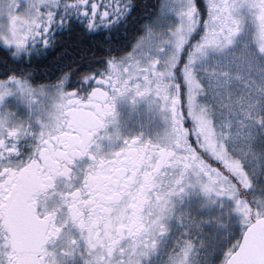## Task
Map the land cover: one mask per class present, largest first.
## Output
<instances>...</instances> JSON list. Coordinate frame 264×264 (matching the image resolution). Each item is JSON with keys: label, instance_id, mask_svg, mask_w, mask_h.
Returning <instances> with one entry per match:
<instances>
[{"label": "snow or ice", "instance_id": "obj_1", "mask_svg": "<svg viewBox=\"0 0 264 264\" xmlns=\"http://www.w3.org/2000/svg\"><path fill=\"white\" fill-rule=\"evenodd\" d=\"M0 264H264V0H0Z\"/></svg>", "mask_w": 264, "mask_h": 264}, {"label": "rangeland", "instance_id": "obj_2", "mask_svg": "<svg viewBox=\"0 0 264 264\" xmlns=\"http://www.w3.org/2000/svg\"><path fill=\"white\" fill-rule=\"evenodd\" d=\"M146 103H141L135 112L129 104L121 101L118 105V110L121 113V126L125 135L135 134L143 131L148 137L163 136L167 125L162 120V116L158 111L147 112Z\"/></svg>", "mask_w": 264, "mask_h": 264}, {"label": "flooded vegetation", "instance_id": "obj_3", "mask_svg": "<svg viewBox=\"0 0 264 264\" xmlns=\"http://www.w3.org/2000/svg\"><path fill=\"white\" fill-rule=\"evenodd\" d=\"M162 120L164 121L163 117H162ZM151 138H154V137H151ZM106 143V142H105ZM120 146V144H117V145H114L112 147H115V148H118ZM106 150H107V146H106Z\"/></svg>", "mask_w": 264, "mask_h": 264}]
</instances>
